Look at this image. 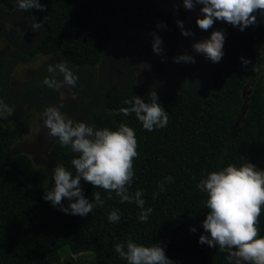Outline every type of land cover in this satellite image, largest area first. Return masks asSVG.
<instances>
[{
	"label": "trees",
	"instance_id": "16d2710c",
	"mask_svg": "<svg viewBox=\"0 0 264 264\" xmlns=\"http://www.w3.org/2000/svg\"><path fill=\"white\" fill-rule=\"evenodd\" d=\"M18 0H0V6L11 8ZM170 1V0H164ZM45 12L22 10L24 14L40 15L47 32L39 50L57 55L61 60L78 63L98 59L109 34L103 21H96L91 7L96 5L103 15L121 10L131 17L155 0H40ZM155 15V12H151ZM181 16H162L167 25L162 33L175 29ZM223 47L229 68L212 81L211 93L204 104L187 102L182 95H169L162 101L169 122L163 129L145 130L135 114L100 118L98 129L117 130L121 123L135 131L138 157L134 159V177L129 192H143L145 209L152 208L147 222L137 219L141 209L134 203H121L115 192H108L83 180V194L93 200L99 192L104 200L87 216L65 214L43 199L44 192L54 187L53 169L64 166L75 175L71 160L78 155L62 147L55 139L47 149L49 169L35 166L28 155L17 151L8 154L10 145L20 138L22 127L7 123L0 117V264H53L59 259L58 249L66 245L72 254L91 251L95 264H127L115 251L116 243H127L129 237L137 244H159L173 264H232L229 253L218 247L198 243L204 233L202 221L209 211L204 201L207 195L196 186L213 171L228 165L240 167L251 163L264 170V73L254 77L247 103L237 121L242 106L241 91L251 76V66L262 46L261 21L244 31L227 25ZM241 57L252 63L245 66ZM151 92L141 97L151 103ZM120 98L116 106L130 107ZM237 121V122H236ZM5 158V161H4ZM4 161V162H3ZM165 191L156 199L160 181ZM69 201L64 199L63 206ZM119 209L118 223L109 222L108 214ZM195 227L196 232L190 231ZM259 236H264V206L259 217Z\"/></svg>",
	"mask_w": 264,
	"mask_h": 264
},
{
	"label": "clouds",
	"instance_id": "9594fccd",
	"mask_svg": "<svg viewBox=\"0 0 264 264\" xmlns=\"http://www.w3.org/2000/svg\"><path fill=\"white\" fill-rule=\"evenodd\" d=\"M200 5V16L196 19L197 26L203 30L211 29L216 21H222L244 31L247 27L257 25V13L264 16V0H183L185 10L191 11ZM18 8L22 10L35 9L45 12L46 6L40 0H18ZM178 11V10H177ZM183 36H193L190 30L184 29L182 20L176 21ZM158 28H166L163 22ZM39 29L40 24L33 25ZM225 33L223 30L212 31L209 38L192 44L197 54H202L213 63L221 61L224 52ZM163 40L154 36L152 51L160 55L163 53ZM175 63H195V57L189 54L178 55L173 58ZM243 65L252 62L241 57ZM62 75L63 79H46L49 88L58 89L65 85L74 87L78 77L67 66L58 64L49 67V73ZM252 71H257L255 65ZM157 92L152 93L151 103L141 98L125 100L126 105L114 115L128 116L132 113L142 123L145 130L151 132L163 129L168 125L169 115L157 103ZM15 108L0 101V117L12 116ZM44 125L49 129V136L58 139L62 147H69L78 153L71 165L75 175L64 166L53 169L54 187L44 192L43 199L51 202L53 207L70 215L87 216L97 206H103L99 192L93 193V200L89 201L83 194L81 180L91 184L93 188H102L112 198V192L119 197L120 202H134L141 212L137 219L147 222L152 208L145 209V200L141 190L134 194L129 192L133 183V162L138 157V142L132 127L121 123L117 130L108 128L96 129L94 126L80 122L73 126L72 121H66L57 108H49L46 112ZM174 182L171 176H166L158 182L159 188L153 194L156 199L165 191V183ZM207 195L204 201L209 210L202 221L205 234L198 240L200 244L218 247L229 253L228 260L232 264H264V237L259 236V217L264 206V170H258L255 165L246 163L237 167L228 165L220 171L207 174L196 186ZM64 199L69 201L63 206ZM121 218L119 209L108 214V221L118 223ZM193 233L196 228H190ZM115 251L127 264H173L159 244L145 246L137 244L128 238L127 243H116Z\"/></svg>",
	"mask_w": 264,
	"mask_h": 264
},
{
	"label": "flooded vegetation",
	"instance_id": "af4514ba",
	"mask_svg": "<svg viewBox=\"0 0 264 264\" xmlns=\"http://www.w3.org/2000/svg\"><path fill=\"white\" fill-rule=\"evenodd\" d=\"M161 1L166 6L173 1L183 3V0ZM14 2L11 8L0 6V44L5 46L0 50V101L13 108L23 105L27 112L40 111L39 121L46 117L49 108H57L73 126L83 122L98 129L100 118L114 117L122 96L132 94L141 98L145 92H157V103L161 106L169 95H182L187 102L204 104L211 93L213 79L224 75L230 66L224 55L220 62L213 63L192 49L193 43L209 38L212 31L225 32L228 25L216 21L208 31L201 30L196 24L200 5L191 11L181 6L172 7L167 13L162 8L152 9L157 4L155 0L153 5L127 18L121 10L103 15L98 9V17H110L109 27L105 23L109 34L102 55L93 63H70L39 50L47 32L43 18L24 14ZM16 3L18 5V1ZM151 12L156 14L151 15ZM172 14L180 15L184 29L194 35L183 36L177 24L171 39L169 33H162L158 23L162 16ZM258 19L262 27V46L257 58L260 59L264 46V16L257 13ZM36 23L40 24L39 29L33 28ZM154 36L163 40L160 55L152 51ZM182 54L194 56L195 63H175L173 58ZM58 64L67 66L78 77L74 87L65 85L53 89L45 83L49 78L63 79L58 69L56 74L48 71L50 66ZM54 140L49 142L48 148Z\"/></svg>",
	"mask_w": 264,
	"mask_h": 264
},
{
	"label": "rangeland",
	"instance_id": "374dc122",
	"mask_svg": "<svg viewBox=\"0 0 264 264\" xmlns=\"http://www.w3.org/2000/svg\"><path fill=\"white\" fill-rule=\"evenodd\" d=\"M16 2L17 1L14 2L15 6H17ZM91 11L93 12L96 20L101 18L98 17V8L96 5L91 7ZM4 48L5 46L0 44V50H3ZM253 65H255L257 68V71L255 72L252 71ZM253 65L250 68L251 76L241 91L242 106L240 108L237 121H239L247 103V94L254 77L259 71H263L264 73V46L260 55V59H257ZM27 111L28 110H26L23 105H19L15 108V112L12 116L6 117L8 124L11 125L12 123H16L17 126L22 127L20 138L10 145L8 154H12L16 151L23 152L28 155L33 165L42 167L43 172L46 173L50 166L47 158V149L49 142L54 138L49 136V129L44 125V119L46 117H44L42 121L41 119L39 121L41 116L40 111H35L33 109L29 110V112ZM58 252L59 259L53 264H95V258L91 251L72 254L69 252L66 245H62L59 247Z\"/></svg>",
	"mask_w": 264,
	"mask_h": 264
},
{
	"label": "water",
	"instance_id": "95a60500",
	"mask_svg": "<svg viewBox=\"0 0 264 264\" xmlns=\"http://www.w3.org/2000/svg\"><path fill=\"white\" fill-rule=\"evenodd\" d=\"M177 6L184 7V6H183V3H182V2H179V1H173L170 5L166 6V5L162 4V1H161V0H157V4H156V6H154L152 9L156 10V9H160V8H162L164 11H166V12L168 13L169 10H170L172 7H177ZM109 18H110V17H108V16H104V17L99 18V21H103L104 23H107V24H108V22H109ZM95 20H96V19H95ZM96 21H98V20H96ZM123 26L126 27L127 25H124V24H123ZM108 27H109V24H108ZM111 36H112V34L110 35L108 41L110 40ZM262 237H264V236H262Z\"/></svg>",
	"mask_w": 264,
	"mask_h": 264
}]
</instances>
